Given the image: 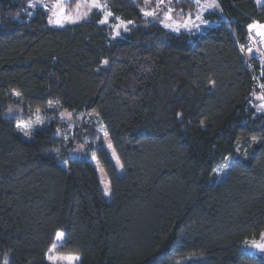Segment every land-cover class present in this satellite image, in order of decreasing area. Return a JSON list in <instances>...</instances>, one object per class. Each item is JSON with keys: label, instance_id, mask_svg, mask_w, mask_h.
<instances>
[{"label": "trees", "instance_id": "1", "mask_svg": "<svg viewBox=\"0 0 264 264\" xmlns=\"http://www.w3.org/2000/svg\"><path fill=\"white\" fill-rule=\"evenodd\" d=\"M27 2L0 0V264H49L58 232L78 264H264L240 255L264 238V114L251 106L263 95L243 48L249 25H264V5L218 0L233 23L209 14L218 24L173 34L142 16L143 0H104L128 23L113 40L99 13L52 27L40 10L25 16ZM171 6L191 12L195 1ZM14 109L51 121L25 140ZM62 111L98 115L121 177L92 123L69 141L57 135ZM83 136L98 149L72 157ZM239 139L252 141L246 156L218 182L213 170Z\"/></svg>", "mask_w": 264, "mask_h": 264}, {"label": "rangeland", "instance_id": "2", "mask_svg": "<svg viewBox=\"0 0 264 264\" xmlns=\"http://www.w3.org/2000/svg\"><path fill=\"white\" fill-rule=\"evenodd\" d=\"M143 1L145 7L141 10L142 16L150 20L155 19V17H159L161 19L159 25L167 32L173 34H179L180 32H186L190 34L201 33L209 26L207 23V26L205 23H203L207 15L222 14L221 9L218 7L207 8L206 5L210 1L205 4V2H203L204 0H199V4H197L196 0H194L195 8L191 12H175L172 9L171 2L167 1ZM29 3H32L34 6L29 7ZM95 4L106 5L104 0H28L24 13L25 16L30 17L35 12L40 10L45 14L48 25L52 27H64L66 25L76 24L89 19L95 13H99L101 15V21H104L103 23L100 21V25H104L111 30V39H122L128 31V23L115 18L112 15H109V9L107 6L101 8L95 7ZM145 12H152L154 15L147 16L144 14ZM197 16H199L200 19H197ZM169 17L171 18L169 19ZM50 20L52 21L51 23ZM57 21H59V23H57ZM253 30L255 32L258 31H256V29ZM260 37L264 38V36ZM103 66H106V64L103 63ZM262 95L264 96V92ZM261 101V98L256 97L253 98L251 103V106L254 107L256 113L258 114H264V107H261L264 105V103L262 101V104H260ZM49 109H53V107L49 106ZM27 113L28 115L26 114L27 116L25 117L17 109L12 110V114H16L21 118L19 122H17L16 126L18 134L23 139L30 140L32 132L44 128L46 124L51 121V118L47 117L45 112L40 113L38 111H34ZM59 118L63 127L58 130L57 135L65 141L73 139V132L75 128L84 124L92 123L94 125L95 131L98 134H101V145L107 151L117 175L119 177L122 176L121 165L111 147H109L110 143L108 136L97 114L94 112H87L83 115L73 118L70 113L62 111L59 113ZM25 133H27V135H25ZM96 142L97 138L93 140L88 136H83L81 138L80 144L75 143V148L70 152V155L72 157H78L81 156L85 150L90 151V154H92L94 150L98 149ZM251 142L252 141L250 140L243 141L240 139L236 141L234 155L224 159L222 164L215 168V173H219V175H217L218 182H222L227 178L228 172L233 162H242L244 160L246 156V148L244 146ZM90 145H92V147L89 149L88 146ZM89 161L97 171L101 192L104 198L109 200L110 194L107 196L104 194L105 187L107 186L109 188V182L103 169L97 162L94 155H91ZM228 165H230V167H226ZM63 237L64 235L61 232L56 234L53 245L46 255L47 262L49 264H78L80 262V256L61 252ZM260 243H264V238ZM256 254L264 255V253H260L258 251ZM187 262L188 260H184L178 262L177 264H185Z\"/></svg>", "mask_w": 264, "mask_h": 264}, {"label": "built area", "instance_id": "3", "mask_svg": "<svg viewBox=\"0 0 264 264\" xmlns=\"http://www.w3.org/2000/svg\"><path fill=\"white\" fill-rule=\"evenodd\" d=\"M162 1L171 2L172 0ZM205 1L206 0H204L203 2ZM216 15L219 17L218 22L225 21L226 23H233L232 20H230L229 18H227V16H224L223 14ZM209 22H211L212 25L218 24L217 21L208 20L207 23ZM256 33L257 32H255L254 30L249 31V29H246V32L244 33L243 48L247 52H249V49H252L251 53H253L254 55V60L252 63L250 62L248 64V67L253 72V79L256 89L260 92H264V87H261V85H264V38L260 37Z\"/></svg>", "mask_w": 264, "mask_h": 264}, {"label": "snow or ice", "instance_id": "4", "mask_svg": "<svg viewBox=\"0 0 264 264\" xmlns=\"http://www.w3.org/2000/svg\"><path fill=\"white\" fill-rule=\"evenodd\" d=\"M196 3L199 4V0H196ZM28 6L29 7H33L34 5L32 3H29ZM94 6L95 7H101V8L106 7V5H100V4H95ZM206 7L207 8H216V7H219V5L215 3V0H213V2L208 3ZM144 14L147 15V16L154 15V13H152V12H145ZM109 15H111V13H109ZM170 18L171 17H169V19ZM197 19H200V17L197 16ZM51 22L52 21L50 20V23ZM101 22L103 23L104 21H101ZM57 23H59V21H57ZM203 23L206 24L207 21H203ZM253 29H259V31H257V35L264 36V25H258L256 23L250 24L249 25V30L251 31ZM248 51L251 53L252 49H249ZM103 63L107 64L108 61L105 60V61H103ZM261 87H264V85H261ZM17 95H19V94L17 93ZM261 99H264V97H261ZM261 107H264V105H262ZM180 115H181L180 113H177V116H180ZM25 135H27V133H25ZM109 147H111V145H109ZM237 162L239 163V161H237ZM226 167H230V165H228ZM213 171L215 172V170H213ZM216 175H219V173H216ZM104 194L106 196L110 194L109 188L107 186L105 187ZM245 243L247 244V242H245ZM257 251L260 252V253H264V243L258 244V243L252 242V244L250 246L245 247V248H243L241 250L240 255L241 256H244V255L253 256V255L256 254ZM69 259H75V258H69Z\"/></svg>", "mask_w": 264, "mask_h": 264}, {"label": "crops", "instance_id": "5", "mask_svg": "<svg viewBox=\"0 0 264 264\" xmlns=\"http://www.w3.org/2000/svg\"><path fill=\"white\" fill-rule=\"evenodd\" d=\"M210 1V2H209ZM211 3V2H213V0H206L205 1V4H207V3ZM254 2H255V4L257 5V7H260V6H262V5H264V0H254ZM215 3L216 4H218V0H215ZM219 5V4H218ZM207 6V5H206ZM219 9H220V6L218 7ZM204 21H208L207 19H204ZM209 26L208 27H213V26H215V25H212V23L211 22H209V23H207ZM207 24H205L206 26H207ZM257 24V23H256ZM258 25H261V24H258ZM249 28V27H248ZM259 31V29H256V31ZM261 93H263V92H261ZM264 97V96H263ZM262 101H263V103H264V99H262ZM262 101H261V103L260 104H262Z\"/></svg>", "mask_w": 264, "mask_h": 264}, {"label": "water", "instance_id": "6", "mask_svg": "<svg viewBox=\"0 0 264 264\" xmlns=\"http://www.w3.org/2000/svg\"><path fill=\"white\" fill-rule=\"evenodd\" d=\"M252 243L245 244L243 248L250 246Z\"/></svg>", "mask_w": 264, "mask_h": 264}]
</instances>
